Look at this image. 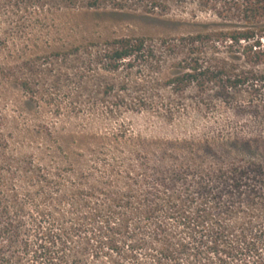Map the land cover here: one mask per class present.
<instances>
[{
    "label": "trees",
    "instance_id": "16d2710c",
    "mask_svg": "<svg viewBox=\"0 0 264 264\" xmlns=\"http://www.w3.org/2000/svg\"><path fill=\"white\" fill-rule=\"evenodd\" d=\"M180 1L208 19L174 36L63 46L57 16L104 0H0V264H264L263 162L223 138L103 124L131 94L173 127L189 95L264 122V0ZM134 67L150 73L131 90L119 74Z\"/></svg>",
    "mask_w": 264,
    "mask_h": 264
},
{
    "label": "rangeland",
    "instance_id": "374dc122",
    "mask_svg": "<svg viewBox=\"0 0 264 264\" xmlns=\"http://www.w3.org/2000/svg\"><path fill=\"white\" fill-rule=\"evenodd\" d=\"M193 15H197L199 21L208 19L207 14L200 12L194 4L186 1L104 0L100 8L87 13L57 16L52 25V40L56 44L67 46L70 43L89 40L101 41L117 36L151 38L174 36L194 29L192 23L197 20H192ZM148 73L150 70L144 67H134L131 68V72L124 71L119 76L128 78L132 90L133 81L134 83L139 82V79ZM58 84L56 99L66 101L69 90L67 81L61 77ZM18 96L23 98L17 90L11 89L9 99L12 100ZM133 96L135 95L131 94V108L127 107L122 109L120 114L103 119L106 128L125 124L131 132L156 136L165 133L164 136L168 137L176 136L177 133L185 132L187 135L189 132H196V134L213 136L219 140L223 138L228 141L227 152L264 163V122L257 124L249 119L236 117L231 110L220 104L207 109L200 108L190 100L189 95L185 99V103L178 101L180 112L172 120V124L175 126L173 127V125H164L150 114L134 108ZM7 104L10 112H13L9 103ZM62 104L66 103L62 102ZM50 113L46 109L44 117H49ZM27 117L33 123L35 122L34 114L27 115ZM235 137H239L241 140L252 138V142L245 147H234L235 145L230 142Z\"/></svg>",
    "mask_w": 264,
    "mask_h": 264
}]
</instances>
